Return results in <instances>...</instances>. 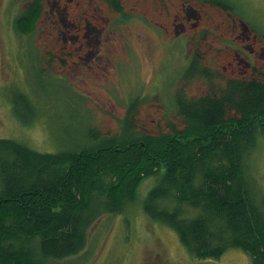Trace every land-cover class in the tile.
I'll list each match as a JSON object with an SVG mask.
<instances>
[{"label": "trees", "instance_id": "trees-1", "mask_svg": "<svg viewBox=\"0 0 264 264\" xmlns=\"http://www.w3.org/2000/svg\"><path fill=\"white\" fill-rule=\"evenodd\" d=\"M98 1L128 17L127 0ZM175 1L142 4L167 21L166 5ZM198 6L202 22H196L195 50L182 76L200 78L208 89L197 98L180 88L174 93L179 128L168 124L166 131L148 132L138 126L136 96L117 121L118 132L104 136L94 129L70 149L39 153L0 138V264H48L79 254L91 225L105 214H121L151 177L156 183L143 199V213L173 230L192 258L216 260L239 249L250 264H264V194L250 173L264 136V73L254 66L240 78L217 77L203 65L199 47L213 32L207 18L230 36L241 20L231 0H201ZM43 11V0H25L13 31L33 35ZM59 55L61 62L70 56ZM47 56L49 63L57 60ZM11 100L12 114L22 122L23 110H32L29 98L20 93Z\"/></svg>", "mask_w": 264, "mask_h": 264}, {"label": "rangeland", "instance_id": "rangeland-1", "mask_svg": "<svg viewBox=\"0 0 264 264\" xmlns=\"http://www.w3.org/2000/svg\"><path fill=\"white\" fill-rule=\"evenodd\" d=\"M142 1L148 0L125 1L128 17H123L98 0H43L34 34L20 36L12 24L25 0H0V138L39 153L70 149L94 129L104 136L118 132L117 121L136 96L138 126L148 132L166 131L168 124L179 128L174 93L180 88L186 97L197 98L208 89L200 78L182 76L195 50L191 42L196 44L192 34L200 27L196 22H202L201 0L166 5L167 21ZM231 3L242 22L235 21L230 36L207 18L206 29L213 32L199 47L203 65L217 77L240 78L254 66L264 73V0ZM60 52L70 56L62 55L61 62ZM50 53L57 56L51 63ZM20 93L32 106L21 113L22 122L13 116L11 103ZM250 173L264 194V136L253 152ZM155 183L153 177L144 179L132 205L94 222L79 254L48 264H250L239 249L216 260L192 258L173 230L142 211Z\"/></svg>", "mask_w": 264, "mask_h": 264}]
</instances>
